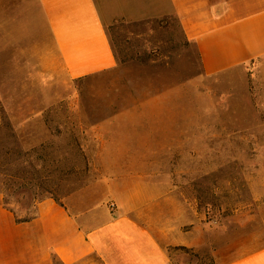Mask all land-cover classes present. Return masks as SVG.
Instances as JSON below:
<instances>
[{
  "label": "rangeland",
  "instance_id": "rangeland-1",
  "mask_svg": "<svg viewBox=\"0 0 264 264\" xmlns=\"http://www.w3.org/2000/svg\"><path fill=\"white\" fill-rule=\"evenodd\" d=\"M97 2L104 21V6L112 14L125 7ZM186 3L189 13L115 20L107 31L117 67L71 80L54 71L38 0H0V201L16 220L33 218L46 197L63 203L75 196L78 211L112 212L108 201L88 204L101 196L96 181L105 169L128 162L164 169L147 176L152 183L173 181L175 206L156 208L153 220L166 217L176 237L192 232L206 243L201 252L171 247L174 264H226L264 248V86L252 64L206 76L186 36L197 23L260 11L264 0ZM142 102L169 106L166 116L151 110L149 117L174 156L95 158V126ZM79 264L101 263L90 256Z\"/></svg>",
  "mask_w": 264,
  "mask_h": 264
},
{
  "label": "crops",
  "instance_id": "crops-1",
  "mask_svg": "<svg viewBox=\"0 0 264 264\" xmlns=\"http://www.w3.org/2000/svg\"><path fill=\"white\" fill-rule=\"evenodd\" d=\"M188 1L115 0L114 5L125 7H118L112 14L110 7L104 6L109 18L105 21L97 0H38L35 13L40 30L42 27L43 34L48 31L55 48L50 51L54 71L73 80L117 67L118 57L107 31L115 20L143 21L189 13ZM230 15L197 23L193 32L186 30L187 38L195 43L200 67L206 76H214L252 64L264 86V9L241 17ZM205 23L206 28L200 29ZM168 107L142 102L104 119L94 130L100 143L95 158H172L165 140L159 138L158 131L151 130L149 117L151 110L162 111L159 118L166 116ZM105 170L108 172L96 181L101 196L88 206L101 207L108 201L114 205L112 212L78 211L75 206L79 199L75 196L63 203L46 197L37 203L33 218L19 221L0 201V264H50L51 258L62 264H79L90 256L101 264H174L171 247L182 245L195 252L205 249L206 243L201 245L192 232H181L176 237L174 221L166 217L159 222L153 220L156 208L176 204L174 191L169 192L173 181L152 183L147 177L166 174L164 169L136 167L127 162ZM226 264H264V248Z\"/></svg>",
  "mask_w": 264,
  "mask_h": 264
},
{
  "label": "built area",
  "instance_id": "built-area-1",
  "mask_svg": "<svg viewBox=\"0 0 264 264\" xmlns=\"http://www.w3.org/2000/svg\"><path fill=\"white\" fill-rule=\"evenodd\" d=\"M111 207L114 208V205L112 204Z\"/></svg>",
  "mask_w": 264,
  "mask_h": 264
}]
</instances>
